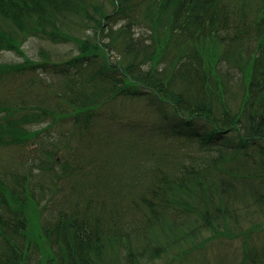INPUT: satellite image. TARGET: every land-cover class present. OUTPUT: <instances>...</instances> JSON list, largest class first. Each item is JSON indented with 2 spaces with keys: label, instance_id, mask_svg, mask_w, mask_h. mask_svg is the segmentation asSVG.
<instances>
[{
  "label": "trees",
  "instance_id": "16d2710c",
  "mask_svg": "<svg viewBox=\"0 0 264 264\" xmlns=\"http://www.w3.org/2000/svg\"><path fill=\"white\" fill-rule=\"evenodd\" d=\"M1 51L0 264H264V0H0Z\"/></svg>",
  "mask_w": 264,
  "mask_h": 264
},
{
  "label": "rangeland",
  "instance_id": "374dc122",
  "mask_svg": "<svg viewBox=\"0 0 264 264\" xmlns=\"http://www.w3.org/2000/svg\"><path fill=\"white\" fill-rule=\"evenodd\" d=\"M23 48L25 50V52L27 53V55L32 58V59H39V51L42 48L45 49H55L57 48L58 50L62 51L64 50L63 46H53L52 44H50L49 42L45 41V40H41L38 38H29L23 45ZM23 61V59L21 57H19L17 54L12 53V52H6V51H1L0 52V62H20ZM42 76H46V75H42ZM47 77V76H46ZM45 77V78H46ZM28 78V77H26ZM49 80H52L51 77H47ZM28 80V79H27ZM27 80H21L22 83H26ZM10 84V81H9ZM23 86L25 87V85L23 84ZM117 113L116 115H118L119 117H117L116 121H112V122H108V121H102L98 128V134H107L109 133V130H113L114 129V133L120 136L125 137L126 134L128 132L129 129L127 128V125L129 122H133L134 121L131 119V117L129 115L132 116V111L131 109L127 106L123 107V106H115ZM112 109H110L111 111ZM135 124V123H134ZM124 129V130H123ZM126 129V131H125ZM122 137V138H123ZM241 251V244L239 241H230V240H225L224 243L221 245L220 247H213L212 249L207 251V254H205L206 259L208 260L209 264H216V260L215 258L219 257L221 259V255H227V260L228 261H236L237 257H239ZM201 263V259L198 260L197 264Z\"/></svg>",
  "mask_w": 264,
  "mask_h": 264
}]
</instances>
